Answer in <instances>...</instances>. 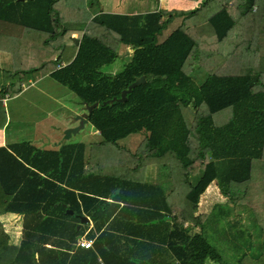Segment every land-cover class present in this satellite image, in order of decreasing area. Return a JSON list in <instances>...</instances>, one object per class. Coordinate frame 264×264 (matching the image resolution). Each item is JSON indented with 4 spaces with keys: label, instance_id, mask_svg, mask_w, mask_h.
Listing matches in <instances>:
<instances>
[{
    "label": "trees",
    "instance_id": "16d2710c",
    "mask_svg": "<svg viewBox=\"0 0 264 264\" xmlns=\"http://www.w3.org/2000/svg\"><path fill=\"white\" fill-rule=\"evenodd\" d=\"M93 5L99 0H0V51L11 61L0 67V128L4 95L48 76L83 105L98 103L81 116L98 146L117 154L118 142L143 131L140 148L127 155L130 167L107 174L86 160L84 143L65 141L81 125L63 141L32 134L0 146V214L22 215L17 245L0 222V264H264V237L256 248L246 230L247 249L225 262L196 214L213 182L230 208L264 225V0L136 14ZM118 44L132 53L112 74L124 66ZM140 75L125 101L101 105ZM75 214L88 218L83 231ZM81 236L90 248L74 246Z\"/></svg>",
    "mask_w": 264,
    "mask_h": 264
},
{
    "label": "rangeland",
    "instance_id": "374dc122",
    "mask_svg": "<svg viewBox=\"0 0 264 264\" xmlns=\"http://www.w3.org/2000/svg\"><path fill=\"white\" fill-rule=\"evenodd\" d=\"M101 1L103 2V0ZM102 2H99L100 5H98V7L93 5V10H112L111 3L107 2L106 4L105 1L104 7H101ZM103 4L104 3H102V5ZM168 5L169 6L167 7L178 6L177 4ZM151 6H154V0H147L143 2L138 8L142 7L140 10H144L145 8L149 9ZM128 8V6L124 7L123 10H127ZM116 48L118 49V52H122L119 53V55L117 54V57L123 59L122 61H125L124 63L127 64L126 66H128L132 47L129 45L119 46L118 44ZM124 51H126V53H124ZM10 62L11 61L8 56L4 54V57L0 58V67L6 63L8 67H10ZM193 69L194 68H192V70ZM98 71L102 72L101 69H98ZM116 72L112 74H115ZM203 76L204 74L201 69L195 72L193 77L197 85L203 81ZM47 80L48 79L45 81ZM44 83L45 82L43 81L42 87L45 86ZM52 84L53 82H51L50 85L52 86ZM24 86L25 85H22L21 89ZM60 87L61 88H55L53 86L51 89H49V91L46 90V93L49 92L53 97L55 96V101L59 103V106L53 104V110L49 111L47 115L44 114L43 118L38 115L42 114L41 112L37 114L35 111L36 109L41 110L39 104H31L28 102L31 100V98H33V94L39 93L37 88H29L19 97H16L15 95V97L11 96L8 101V106L10 107V116H14L13 118L16 124L8 127L7 135H9L11 132L15 140L18 141L31 140L32 134L38 140L41 138L47 140L51 139L52 141H63L64 138H62V134H64V130L72 128L73 126L81 125V127L79 126L78 129H76L77 131L74 133L70 132V137L65 141L84 143L86 146V160H92L94 162L101 161L100 168H103L107 174H111L112 172L110 171L116 169H127V167H130L131 164L134 163L135 158L133 157L134 161L130 162V159H126V157H130L127 155H131L134 148H140L138 146V142L143 136V131L136 133L135 135H131L118 142L117 150L120 151V153L115 154L114 151L116 150L109 144L106 146H98L101 139L99 132L94 130L90 122L85 121L84 118L81 117L82 113L85 112L83 104L80 103V100L67 88L63 86ZM40 99H42V95L36 97V100ZM32 114H36L38 116L34 117V120L38 124L36 129L35 126L37 124H33L31 121H27V119H21L22 116H30ZM18 121L19 123H17ZM36 142L37 144L39 143L38 141ZM50 147L52 148V145H50ZM143 175L145 181H153L154 168L147 167ZM67 210H65V213ZM196 214L204 215L203 235L209 244L214 245V248L218 251L222 260L225 262H233V255L237 257L240 252H243L247 249L248 241L246 240V230L249 231L254 238V247L256 248L259 247V242L264 237V225L262 226L261 231L256 221L253 219L256 218L254 212L252 213V211L239 206H236V208H230L225 197L219 193L213 182L210 183L205 188L203 193L199 195ZM21 221V214L19 216L16 214L1 215L0 222L2 229L6 234L8 232L11 237L9 241V235L7 234L8 245H11V243L14 245L19 242L21 236ZM80 225V231H83L85 229L83 223H80ZM187 227H189L192 233H195L199 230V228L192 226V224H188Z\"/></svg>",
    "mask_w": 264,
    "mask_h": 264
},
{
    "label": "crops",
    "instance_id": "0c3cea01",
    "mask_svg": "<svg viewBox=\"0 0 264 264\" xmlns=\"http://www.w3.org/2000/svg\"><path fill=\"white\" fill-rule=\"evenodd\" d=\"M105 1H106V4L108 2V3H111V5H112V10H107V12L136 14V13L156 11V10H171V9L188 10V9H193V8L197 7V5L202 0H154V6H151L150 8L147 7L149 9L145 8L144 10H140L142 7L141 8H138V7H140L141 4L147 0H144V1H141V0H138V1H134V0L133 1H130V0H105ZM105 1L103 0V2H102L101 0H99V2L104 3L103 5L101 3V7L102 6L104 7ZM168 4H177L178 6L167 7V6H169ZM127 6L129 8L127 10H123L124 7H127ZM120 45H125V44H119V46ZM116 52L118 55H119V53H122V52H118L117 48H116ZM124 53H126V51H124ZM4 54H5L4 52L0 51V58L4 57ZM126 56H129V55H126ZM116 58H118V57H116ZM118 59H120V58H118ZM123 62H125V61H123ZM111 63H109V64H111ZM60 65H62V63ZM106 65L107 64H105L103 66H106ZM126 65L127 64L124 63V66L119 71H117L116 73L120 72ZM46 79H48V80L45 81ZM43 81L45 82L44 87H42ZM51 82H53L52 86L50 85ZM53 86L55 88H57V87L61 88L60 87L61 85L58 84L56 81H54L52 78H50L48 76H42L41 78L37 79L36 81L31 82L28 85L22 87L21 91L18 94H15V96L16 97L21 96L29 88H34V89L37 88L38 89L37 91L39 93L33 94V98H31V100H29L28 102H30L31 104H36V103L39 104V106L41 107V110L36 109L35 111L37 114L41 112L42 114H38V115L41 118H43L44 114L47 115L49 111L53 110L52 109L53 104L59 106V103L55 101V96L53 97L49 92L46 93V90L49 91V89H51ZM40 95H42V99L36 100V97L37 96L39 97ZM15 96H13V97H15ZM10 98H11V96L4 95V97L1 100V102L3 101L2 105L4 107L6 119H5V123L0 128V146H5V145H8L10 143L17 142V140H15V138L11 132L9 135H7L8 127L16 124V122L14 121V118H13L14 116H10V107L8 106V101ZM48 103H50V104H48ZM46 107H47V109H46ZM34 117H38V116L36 114H32L30 116H22L21 119H27V121H31L33 124H37V122L34 120ZM17 123H19V121ZM37 126H38V124L35 126V129ZM34 141L36 143V141H38V140H34ZM4 214H16L18 216L20 215V214L12 213V212H4V213L0 214V218H1V215H4ZM89 226H91V225H89ZM81 237L85 238V236H81ZM18 243L14 244V245H17ZM203 264H217V263L212 262V261H205Z\"/></svg>",
    "mask_w": 264,
    "mask_h": 264
},
{
    "label": "water",
    "instance_id": "95a60500",
    "mask_svg": "<svg viewBox=\"0 0 264 264\" xmlns=\"http://www.w3.org/2000/svg\"><path fill=\"white\" fill-rule=\"evenodd\" d=\"M19 1H23V0H19ZM144 81H145V78H144L143 75H140V76L135 77V79L131 83H129L125 89H122L119 92V97L112 96V97H110L108 99H105V100H103L101 102V105H105V104L111 103L113 101H118V102L125 101L126 94L129 93L134 86H136L138 84H142V83H144ZM97 105H98L97 102H93L91 104H84L83 106H84L85 112L82 113L81 116L84 117V118H86L88 116V114L91 112V110L93 108H95ZM66 213L73 214L72 210H67ZM75 217L79 220V222H78V224L76 226V229L78 228V225L80 223H86V222H88V218L85 215L75 214Z\"/></svg>",
    "mask_w": 264,
    "mask_h": 264
},
{
    "label": "built area",
    "instance_id": "2783aa9c",
    "mask_svg": "<svg viewBox=\"0 0 264 264\" xmlns=\"http://www.w3.org/2000/svg\"><path fill=\"white\" fill-rule=\"evenodd\" d=\"M92 244L91 239H86L83 237H78L74 243L75 247H81V248H90Z\"/></svg>",
    "mask_w": 264,
    "mask_h": 264
}]
</instances>
